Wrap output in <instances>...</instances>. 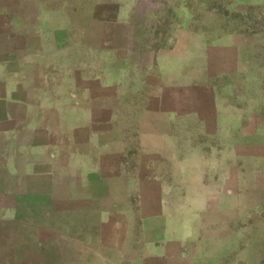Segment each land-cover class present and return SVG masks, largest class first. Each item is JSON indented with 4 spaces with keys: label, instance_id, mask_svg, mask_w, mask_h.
<instances>
[{
    "label": "crops",
    "instance_id": "obj_1",
    "mask_svg": "<svg viewBox=\"0 0 264 264\" xmlns=\"http://www.w3.org/2000/svg\"><path fill=\"white\" fill-rule=\"evenodd\" d=\"M0 264H264V0H0Z\"/></svg>",
    "mask_w": 264,
    "mask_h": 264
}]
</instances>
